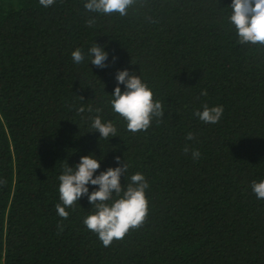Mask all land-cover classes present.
<instances>
[{
  "label": "trees",
  "instance_id": "trees-1",
  "mask_svg": "<svg viewBox=\"0 0 264 264\" xmlns=\"http://www.w3.org/2000/svg\"><path fill=\"white\" fill-rule=\"evenodd\" d=\"M84 2L0 0V264H264V198L251 191L264 179V46L238 42L230 0H134L124 16ZM93 42L115 62L74 64ZM124 68L162 102L145 131L127 130L104 94ZM204 105L223 106L217 123L193 115ZM89 106L118 137L98 141L77 112ZM89 153L103 155L97 172L120 156L121 184L140 172L149 185L143 223L107 247L82 223L86 197L67 218L55 211L63 161Z\"/></svg>",
  "mask_w": 264,
  "mask_h": 264
},
{
  "label": "clouds",
  "instance_id": "clouds-1",
  "mask_svg": "<svg viewBox=\"0 0 264 264\" xmlns=\"http://www.w3.org/2000/svg\"><path fill=\"white\" fill-rule=\"evenodd\" d=\"M133 2L134 0H85L83 7L89 13L104 15L117 13L124 16ZM38 3L41 7L47 8L54 0H38ZM228 8L230 13L227 20L238 42L264 46V0H230ZM85 23L91 27L95 23V16ZM70 55L74 64H80L87 56L88 64L91 63L101 69L116 60L113 56L109 61L104 45H97L95 42L86 52L77 47ZM114 81L115 86L111 94L103 92L109 97L111 111L124 121L127 130L132 133L145 131L154 119L159 122L164 115L162 102L153 99L152 89L139 73H130L127 68L117 69ZM200 94L207 93L202 89ZM85 111L88 113L95 111L97 114L84 116ZM100 111V108L93 109L91 106L87 110L84 107L77 109L81 118L89 120V127L99 134L98 141L118 137L116 125L110 120L102 119ZM222 113V105H204L201 110H195L193 115L205 124H215L220 120ZM185 139L191 141L193 133L187 132ZM183 150L188 152V146L185 145ZM191 156L194 160L198 159L199 150L192 149ZM102 159L103 155L96 157L89 153L81 156L72 166L63 161L62 171L57 176L59 203L55 204V211L59 217L67 218L68 209L78 205L77 201L81 197H86L91 211L83 218L82 223L97 236L103 246L107 247L114 239H122L130 229L143 223L148 211L145 190L149 185L140 172L132 173L128 176V183L121 184V176L125 177L128 164L124 160L121 162L120 156L113 157L116 166H109L97 172ZM90 186H93L91 190ZM251 191L258 200L264 198V179L253 180Z\"/></svg>",
  "mask_w": 264,
  "mask_h": 264
}]
</instances>
